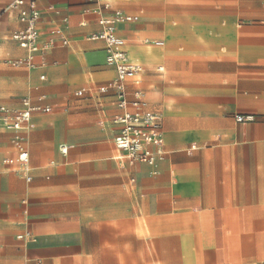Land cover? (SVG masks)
<instances>
[{"label": "crops", "instance_id": "0c3cea01", "mask_svg": "<svg viewBox=\"0 0 264 264\" xmlns=\"http://www.w3.org/2000/svg\"><path fill=\"white\" fill-rule=\"evenodd\" d=\"M11 2L0 0V105L27 99L70 119L32 115L29 182L4 163L18 151L0 127V264H264V0H36L48 47L32 67L15 64L28 53L11 39ZM114 11L134 18L116 33L142 69L127 98L138 91L160 125L154 166L119 158L121 111L98 93L115 72L90 36Z\"/></svg>", "mask_w": 264, "mask_h": 264}, {"label": "built area", "instance_id": "2783aa9c", "mask_svg": "<svg viewBox=\"0 0 264 264\" xmlns=\"http://www.w3.org/2000/svg\"><path fill=\"white\" fill-rule=\"evenodd\" d=\"M88 3H99L101 0H85ZM8 10H18V19L22 27L11 34V39L18 43L28 53L25 61H17L15 64L24 63L32 67V57L35 53L47 49L48 45L41 48L38 45L39 12L36 0H12L7 6ZM134 18L125 16L119 11H114L108 18L98 20L100 31L90 36L91 40L102 41L105 45V64L114 69L115 78L109 84L98 89L99 94L112 91L115 97V106L121 113L113 118V123L118 126V133L114 138V145L119 151V158L129 165L136 163L154 166L165 154L164 142L157 116L150 111L142 109V101L138 91L134 94V100L127 98L126 84L134 79L141 71L139 65L128 61L124 51V41L117 35L116 28L119 24L131 23ZM155 45L161 46V42ZM83 91L76 95L81 97ZM132 108L133 111H128ZM49 107L33 106L29 100L24 99L20 108L12 109L0 105V127L12 130L16 133L14 142L17 147L15 158L6 159L5 164L18 166L25 173V180L30 181L27 175L29 154L22 146V132L31 126V117L36 113H50ZM252 116L236 115L235 121L242 123L252 120ZM68 148L60 147L62 154L67 153Z\"/></svg>", "mask_w": 264, "mask_h": 264}, {"label": "rangeland", "instance_id": "374dc122", "mask_svg": "<svg viewBox=\"0 0 264 264\" xmlns=\"http://www.w3.org/2000/svg\"><path fill=\"white\" fill-rule=\"evenodd\" d=\"M153 2H161V0H153ZM177 3V2H175ZM145 39H149L151 41H153V37H145V38H142V42L145 40ZM78 99H83L84 96H81V97H77ZM40 115H42V121H53V120H69L70 117L67 116V114H64V113H58L56 112L55 110H53L51 113L49 114H41L39 113ZM86 116V114L84 115V117ZM82 116V118H84Z\"/></svg>", "mask_w": 264, "mask_h": 264}]
</instances>
